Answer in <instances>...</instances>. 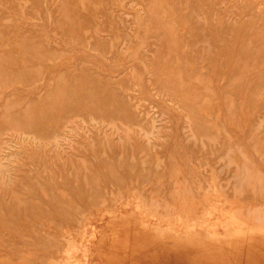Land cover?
Here are the masks:
<instances>
[{
    "label": "rangeland",
    "instance_id": "rangeland-1",
    "mask_svg": "<svg viewBox=\"0 0 264 264\" xmlns=\"http://www.w3.org/2000/svg\"><path fill=\"white\" fill-rule=\"evenodd\" d=\"M231 123L264 129V0H0V264L21 172L53 162L30 131L107 146Z\"/></svg>",
    "mask_w": 264,
    "mask_h": 264
},
{
    "label": "bare ground",
    "instance_id": "bare-ground-1",
    "mask_svg": "<svg viewBox=\"0 0 264 264\" xmlns=\"http://www.w3.org/2000/svg\"><path fill=\"white\" fill-rule=\"evenodd\" d=\"M30 132L53 165L21 172L3 264H264V129L53 148Z\"/></svg>",
    "mask_w": 264,
    "mask_h": 264
}]
</instances>
